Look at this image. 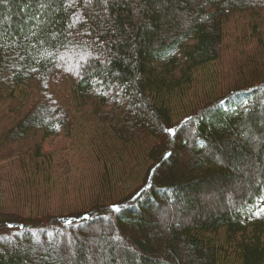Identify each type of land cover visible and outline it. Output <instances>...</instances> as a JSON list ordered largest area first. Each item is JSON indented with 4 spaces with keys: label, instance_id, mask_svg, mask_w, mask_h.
<instances>
[{
    "label": "trees",
    "instance_id": "trees-1",
    "mask_svg": "<svg viewBox=\"0 0 264 264\" xmlns=\"http://www.w3.org/2000/svg\"><path fill=\"white\" fill-rule=\"evenodd\" d=\"M262 11L264 0H0V164L36 179L60 153L45 139H71L68 101L105 139L157 140L122 198L35 218L0 212V264H264V74L233 88L234 104L211 97L176 124L167 102L220 59L232 18ZM263 24L250 27L258 43ZM236 180L245 187L227 205ZM214 187L216 210L202 199ZM48 242L62 251L40 254Z\"/></svg>",
    "mask_w": 264,
    "mask_h": 264
},
{
    "label": "rangeland",
    "instance_id": "rangeland-1",
    "mask_svg": "<svg viewBox=\"0 0 264 264\" xmlns=\"http://www.w3.org/2000/svg\"><path fill=\"white\" fill-rule=\"evenodd\" d=\"M258 19L264 22V11L257 17L238 15L224 26V49L220 59L196 68L187 89L184 88L183 93L168 96L173 124L186 117L190 109L211 97L209 101L215 96L221 97L222 106L234 103V97L228 98L233 88L264 74V30L261 43L250 31L251 25ZM15 94L24 96L25 91L18 88ZM67 105L73 120L71 139L61 133L45 139V150L61 154L54 155L49 164L45 163V168L36 179L26 178L18 169L4 162L0 164V212L14 213L22 218L66 213L87 209L100 201L112 202L139 186L147 166L143 150L157 140L145 137L135 143L122 145L113 139H105L84 121L74 109L72 101H68ZM2 116L0 113V132L9 123ZM66 147L67 151L61 150ZM186 154L185 150L182 151V156ZM248 164L245 168L247 177L255 179L256 170L250 162ZM244 185L243 180L227 184L223 190L227 205L235 203L233 197L244 189ZM218 192L216 187L207 190L202 196L206 206L215 210L219 208L216 204ZM102 227H92L90 232L96 234ZM222 240L220 236L217 242ZM69 242L70 239L66 244ZM37 251L53 257L55 252L62 249L48 242L37 243Z\"/></svg>",
    "mask_w": 264,
    "mask_h": 264
},
{
    "label": "snow or ice",
    "instance_id": "snow-or-ice-1",
    "mask_svg": "<svg viewBox=\"0 0 264 264\" xmlns=\"http://www.w3.org/2000/svg\"><path fill=\"white\" fill-rule=\"evenodd\" d=\"M169 131H172V130H171V129H169ZM113 207H114V209H115V207H116V206H113Z\"/></svg>",
    "mask_w": 264,
    "mask_h": 264
}]
</instances>
